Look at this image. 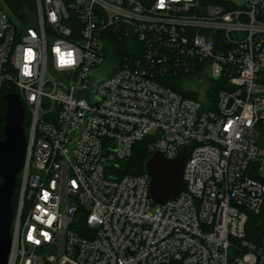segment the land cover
Masks as SVG:
<instances>
[{"label":"built area","instance_id":"built-area-1","mask_svg":"<svg viewBox=\"0 0 264 264\" xmlns=\"http://www.w3.org/2000/svg\"><path fill=\"white\" fill-rule=\"evenodd\" d=\"M28 20L0 3V104L16 92L29 123L7 264H264V234L247 238L264 0H35ZM183 75L194 88L170 85ZM142 140L169 159L191 147L176 198L153 204L148 174L121 172Z\"/></svg>","mask_w":264,"mask_h":264},{"label":"water","instance_id":"water-1","mask_svg":"<svg viewBox=\"0 0 264 264\" xmlns=\"http://www.w3.org/2000/svg\"><path fill=\"white\" fill-rule=\"evenodd\" d=\"M6 114L4 137L0 139V264H7L11 250V224L14 210L12 198L17 175L23 168L27 153V136L24 130L25 108L16 92L5 95ZM257 144L264 147V130L258 128ZM191 147H184L173 159L156 151L145 162L150 177L149 197L153 204L176 198L184 188L183 165Z\"/></svg>","mask_w":264,"mask_h":264},{"label":"trees","instance_id":"trees-1","mask_svg":"<svg viewBox=\"0 0 264 264\" xmlns=\"http://www.w3.org/2000/svg\"><path fill=\"white\" fill-rule=\"evenodd\" d=\"M9 11L14 14L22 23H28L29 17L34 13L35 10V0H3ZM203 3L221 4L223 0H201ZM128 39H124L121 42L116 41V36L110 38L104 43V53L108 63H115L119 59V56L128 53ZM175 89L182 90L180 85L172 84ZM211 91H215V84H211ZM12 92V91H10ZM184 92V91H183ZM187 94H190L189 92ZM214 92L212 94L211 101L214 102ZM6 101L2 100L0 104V139L4 137L3 126L5 124V114H6ZM24 130L27 135L28 132V111H25L24 119ZM152 155V153L147 149L145 145V140L139 141L133 147L132 154L130 158L121 164V172L123 174H141L145 172V162ZM17 184L12 198L13 210L16 208V195L20 181V174L17 175ZM3 179L0 177V184H2ZM264 234V200L260 210L257 213H252L249 215V220L247 224V238L251 240H258V238Z\"/></svg>","mask_w":264,"mask_h":264},{"label":"rangeland","instance_id":"rangeland-1","mask_svg":"<svg viewBox=\"0 0 264 264\" xmlns=\"http://www.w3.org/2000/svg\"><path fill=\"white\" fill-rule=\"evenodd\" d=\"M223 1L230 2L234 6H237V7L242 6L243 3H244V0H223ZM0 3L5 5V3H4L3 0H0ZM10 14L13 15L14 16V19L17 21V17L14 14H12L11 12H10ZM174 83H177L183 89H189V88L191 89V88H194L195 87V84H193V82L191 81V78L188 77V76H184V75L183 76H180V77H176L174 79Z\"/></svg>","mask_w":264,"mask_h":264}]
</instances>
